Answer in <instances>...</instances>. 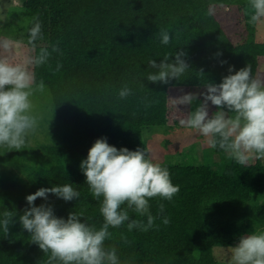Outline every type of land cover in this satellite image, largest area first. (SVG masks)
I'll use <instances>...</instances> for the list:
<instances>
[{
  "label": "trees",
  "instance_id": "16d2710c",
  "mask_svg": "<svg viewBox=\"0 0 264 264\" xmlns=\"http://www.w3.org/2000/svg\"><path fill=\"white\" fill-rule=\"evenodd\" d=\"M11 1L31 16L39 14L42 21L43 39L37 41L36 49L26 45L24 53L34 55L40 45L49 47L48 62L33 65L32 71L50 90L61 142L41 146L39 154L32 150L31 165L23 156V165L7 164V170L1 171L0 211L15 208L16 222L8 232L0 230V264H43L47 253L30 241V233L18 220L27 206L26 194L50 183L74 182L79 198L65 201L50 194L55 213L67 217L72 210L83 212L99 226L103 221L99 198L92 197L79 168L94 140L106 136L117 147H146L144 128L181 126L180 118H170V90L204 87L206 79L218 82L227 74L228 64L235 66L233 71L249 64L253 75L259 76L264 67V41L256 36L259 23H249L242 10L246 0ZM216 7H234L244 15L247 33L240 41L234 42L223 28ZM160 27L172 34L167 45L159 43ZM51 43L58 50L53 51ZM176 48L187 52L190 68L166 84L144 80L149 69L146 59L151 56L159 61ZM57 61L61 67L53 71ZM125 82L135 94L119 99L116 91ZM141 82L146 86L141 87ZM213 149L218 163L211 156L206 163L167 164L179 190L171 200L150 198L158 227L129 230L127 221L109 226L111 236L104 243L116 247L120 264H219L217 248L227 250L239 234L264 228V159L253 158L241 165L223 150ZM15 169L21 176L5 179L4 174ZM41 202L40 197L34 201ZM164 215L168 224L161 221ZM129 218L142 217L129 210Z\"/></svg>",
  "mask_w": 264,
  "mask_h": 264
},
{
  "label": "clouds",
  "instance_id": "9594fccd",
  "mask_svg": "<svg viewBox=\"0 0 264 264\" xmlns=\"http://www.w3.org/2000/svg\"><path fill=\"white\" fill-rule=\"evenodd\" d=\"M242 10L249 23L264 20V0H246ZM212 13L213 8L209 7L208 14ZM27 23L23 43L36 49L37 41L44 36L39 14H33ZM157 32L159 43L169 44L172 37L169 29L160 27ZM19 43L8 37L0 38V148L21 149L38 130L43 118L35 108L33 94L43 91L45 83L43 79H36L32 66L47 63L51 52L48 46L40 45L34 55L15 60ZM50 47L58 50L56 43ZM187 55L183 48H176L174 52H165L159 61L148 57L149 69L144 80L166 84L180 78L190 68ZM219 62L227 63L226 60ZM60 67L57 61L52 70L58 71ZM234 67L228 64L227 74L218 82L206 79L205 91L183 92L174 96L173 101L191 105L198 95L202 96L179 119V124L197 131L203 144L223 150L226 156L243 165L253 158L264 159V78L253 75L249 64L233 71ZM140 86L146 85L141 82ZM134 94L135 89L127 82L116 91L119 99ZM210 104L217 106L211 114ZM79 168L92 197L99 198V212L103 217L99 226L90 223L83 212L72 210L67 217L55 213L49 202L50 194L65 201L79 198L80 191L73 187L74 182L50 183L26 194L27 206L18 217L19 223L30 233V241L47 253L43 264H120L116 247L104 243L111 236L109 226L127 221L129 230L158 227L154 224L156 216L150 210V198L171 200L179 185L172 182L167 163L155 158L151 149L117 147L106 136L94 140L80 160ZM37 197L42 198L39 204L34 203ZM159 208L163 210V203ZM129 210L142 218H129ZM15 215V208L0 211V230L8 232L9 225L16 222ZM161 221L168 224V216H162ZM220 261L221 264H264V228L239 234L237 241L221 253Z\"/></svg>",
  "mask_w": 264,
  "mask_h": 264
},
{
  "label": "rangeland",
  "instance_id": "374dc122",
  "mask_svg": "<svg viewBox=\"0 0 264 264\" xmlns=\"http://www.w3.org/2000/svg\"><path fill=\"white\" fill-rule=\"evenodd\" d=\"M15 4V3H14ZM11 0H0V38H11L15 41H21L15 49V60H23L25 58L24 51L26 44L23 43V38L27 35V21L32 17L27 9L16 6ZM214 12L222 24L226 32L231 35L234 42H238L247 33L245 30V17L242 13L237 12L234 7H216ZM256 36L264 41V20L257 25ZM23 53V54H22ZM24 55V56H22ZM22 56V57H21ZM264 78V67L261 69L259 76ZM204 87H193L192 89H179L169 91V114L171 120L181 118L187 114V111L199 103L202 96H197L191 105H186L183 110L180 109L181 104L173 101L174 96H178L183 92L200 93L205 91ZM33 103L37 111L42 113V120L38 130L31 135L29 141L22 146L21 149H8L7 147L0 148V174L1 171L7 170L5 165L18 164L23 165V156L26 161L32 164L31 151L40 153L41 146L57 145L61 142L59 127L53 115V106L50 90L47 86L43 91H36L33 94ZM217 108L216 105L209 106V114ZM176 109H179L177 113ZM142 141L146 148L152 150L155 158L160 159L167 164H200L210 161L219 162V156L214 152V149L206 144H203L199 133L195 130L184 126H150L143 129ZM7 149V150H5ZM31 152V153H30ZM196 161V162H195ZM220 166V163L217 164ZM214 165V168H217ZM13 170V168H11ZM21 172L15 169V173L4 174L8 181L16 180L21 176ZM4 179V180H5ZM3 181V180H2ZM2 186V184H1ZM0 186V187H1ZM227 250L221 248L216 249V257L221 264V253Z\"/></svg>",
  "mask_w": 264,
  "mask_h": 264
}]
</instances>
